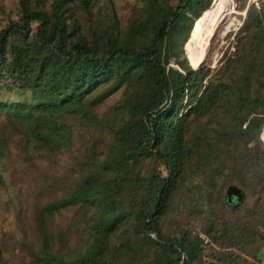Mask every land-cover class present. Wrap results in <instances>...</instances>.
Returning <instances> with one entry per match:
<instances>
[{
	"label": "trees",
	"instance_id": "obj_1",
	"mask_svg": "<svg viewBox=\"0 0 264 264\" xmlns=\"http://www.w3.org/2000/svg\"><path fill=\"white\" fill-rule=\"evenodd\" d=\"M210 4L143 0L121 25L113 0H19L21 19L0 30V154L5 123L24 124L55 160L74 142L69 116L105 135L84 140L83 188L60 202L98 198L92 245L55 250L50 202L20 241L23 250L39 241L38 252L18 264H194L207 252L264 260L250 250L264 242V0L248 4L216 67L182 56ZM230 185L242 199L229 198Z\"/></svg>",
	"mask_w": 264,
	"mask_h": 264
},
{
	"label": "rangeland",
	"instance_id": "obj_2",
	"mask_svg": "<svg viewBox=\"0 0 264 264\" xmlns=\"http://www.w3.org/2000/svg\"><path fill=\"white\" fill-rule=\"evenodd\" d=\"M113 1L121 25H126L134 10L143 2V0ZM233 1L237 11L220 22L211 39L210 48L197 65L202 63L203 66L216 67L225 52L234 51L235 33L243 22L248 4L253 0ZM213 3L214 0H211L210 6ZM21 13L19 0H0V30L10 22L21 19ZM233 17L236 19L228 20ZM226 24L230 25L227 31H225ZM184 54L187 55L186 46H184L182 56ZM3 91L4 95H12V91L6 88ZM118 96L119 93L114 94L99 104L97 108L99 116L108 110ZM68 120L73 125L71 129L74 137V142H71L73 147L70 145L69 148L66 147L68 150L62 152L56 160L48 158V152L32 140L24 124L19 121L13 124L5 123L4 146L0 154V172L4 175L5 180L8 179L0 184V264H18L17 262L22 259V256L31 259L32 254L38 252L39 241L32 243L33 246L26 250L21 248L20 241L25 236L30 237L34 232L36 208H42L50 202H56L58 208L53 216L49 215V230L52 231L50 233L55 239L57 252L67 255L78 251L83 252L88 250L94 242L97 234L90 226L92 221L89 219L91 212L89 205L92 208L99 206L98 198H94L92 195L90 201H84V199L76 203L68 201L65 202V205H60V202L72 195H77L76 192L83 188L81 184L84 181L85 172L80 167L82 168L84 165L85 154L80 150L84 147V140H95L105 134L97 128L96 130L84 124L76 115L69 116ZM97 191L99 194H103L104 186L97 187ZM84 203L87 205L85 206ZM202 235L204 236L203 233ZM112 238V241L118 240L117 235ZM112 247H114L113 243ZM258 247L257 252L263 258V241L257 242L250 250L254 252ZM229 248L252 261L254 260L243 250L235 247ZM233 262V258L221 262L207 252L202 260L194 262V264H233ZM239 262V264H247L240 260ZM259 264H264V260Z\"/></svg>",
	"mask_w": 264,
	"mask_h": 264
},
{
	"label": "bare ground",
	"instance_id": "obj_3",
	"mask_svg": "<svg viewBox=\"0 0 264 264\" xmlns=\"http://www.w3.org/2000/svg\"><path fill=\"white\" fill-rule=\"evenodd\" d=\"M236 11L233 0H214L213 5L204 10L202 15L195 20L192 35L185 45L187 56L193 64L197 65L205 56L220 22ZM229 26L226 24L225 31L229 29Z\"/></svg>",
	"mask_w": 264,
	"mask_h": 264
},
{
	"label": "water",
	"instance_id": "obj_4",
	"mask_svg": "<svg viewBox=\"0 0 264 264\" xmlns=\"http://www.w3.org/2000/svg\"><path fill=\"white\" fill-rule=\"evenodd\" d=\"M245 13H246V12H245ZM190 37H191V35H190ZM186 43H187V42H186ZM201 64H202V63H201ZM201 64H200V65H201ZM200 65H199V66H200ZM227 193H228V196H229L230 199H232L233 196H235L238 200L242 199V197H243V193H242L241 188H239V187L236 186V185H230V186L228 187Z\"/></svg>",
	"mask_w": 264,
	"mask_h": 264
},
{
	"label": "built area",
	"instance_id": "obj_5",
	"mask_svg": "<svg viewBox=\"0 0 264 264\" xmlns=\"http://www.w3.org/2000/svg\"><path fill=\"white\" fill-rule=\"evenodd\" d=\"M253 1L258 4V0H253ZM261 139H262L263 144H264V124H263V128H262V131H261Z\"/></svg>",
	"mask_w": 264,
	"mask_h": 264
}]
</instances>
